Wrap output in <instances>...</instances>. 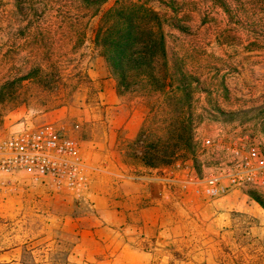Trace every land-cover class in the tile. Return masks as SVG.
<instances>
[{"label":"rangeland","instance_id":"obj_1","mask_svg":"<svg viewBox=\"0 0 264 264\" xmlns=\"http://www.w3.org/2000/svg\"><path fill=\"white\" fill-rule=\"evenodd\" d=\"M134 1L147 2L164 17L170 67L191 85L189 98L149 85L117 92L130 116L143 118L141 140L166 137L170 117L191 114L196 151L189 156L192 163L177 159L186 180L214 173L227 159L225 143L251 135L264 145V0ZM91 13L82 0H0V89L30 73L17 85L16 98L6 96L0 103L1 134L26 124L51 125L81 148L107 127L113 108L98 104L99 85L89 72L102 56L92 40L98 17L90 18ZM139 132L122 141L129 162L144 145ZM207 138L222 145L206 147ZM83 195L55 189L49 178L0 172V264H136V257L97 254L95 239L87 238L82 226ZM224 196L218 213L202 212L200 233L193 221L187 223L195 233L167 246L170 257L140 262L264 264V189Z\"/></svg>","mask_w":264,"mask_h":264},{"label":"crops","instance_id":"obj_2","mask_svg":"<svg viewBox=\"0 0 264 264\" xmlns=\"http://www.w3.org/2000/svg\"><path fill=\"white\" fill-rule=\"evenodd\" d=\"M96 62L89 72L99 85L98 104L113 108V117L107 118L108 125L101 135L81 145V158L90 179L82 197L87 214L82 226L87 238L95 239L97 254L105 257H136V264H143L140 259L145 257H170L167 246L177 245L195 233L187 223L193 221L200 233L202 212L213 209V214L218 213V202L223 198L209 200L192 184L183 189L186 170L178 169L180 160L154 169L143 165L139 158L128 161L122 141L139 132L143 118L136 119L126 111L103 56H97ZM190 159L184 162L192 163Z\"/></svg>","mask_w":264,"mask_h":264},{"label":"trees","instance_id":"obj_3","mask_svg":"<svg viewBox=\"0 0 264 264\" xmlns=\"http://www.w3.org/2000/svg\"><path fill=\"white\" fill-rule=\"evenodd\" d=\"M110 1L82 0V3L92 11L90 18L98 17L92 40L118 80L117 92L149 85L155 90H167L173 97L179 90L189 98L191 85L183 82L177 69L170 67L166 21L161 13L145 1L115 0L114 5L105 7ZM29 77L30 73L5 83L0 89V103L6 96L15 99L17 85ZM193 129L191 114L177 112L175 118L168 119L166 137L149 135L147 140H141L146 136L145 130L139 132L137 140L144 145L134 152V157L153 169L171 165L179 156L183 160L190 158L196 151ZM253 198L263 205L258 196Z\"/></svg>","mask_w":264,"mask_h":264},{"label":"built area","instance_id":"obj_4","mask_svg":"<svg viewBox=\"0 0 264 264\" xmlns=\"http://www.w3.org/2000/svg\"><path fill=\"white\" fill-rule=\"evenodd\" d=\"M203 144L206 147L222 145L210 138ZM222 147L227 153L225 162L208 177L189 175L182 188L192 184L209 200L233 189H264V145L245 135ZM80 149L77 140L51 125L26 124L8 135L0 133V172H22L33 180L49 178L55 189L68 188L82 196L89 188V180Z\"/></svg>","mask_w":264,"mask_h":264}]
</instances>
